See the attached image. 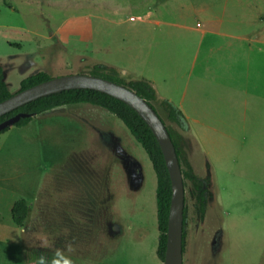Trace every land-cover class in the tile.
<instances>
[{
    "label": "rangeland",
    "instance_id": "1",
    "mask_svg": "<svg viewBox=\"0 0 264 264\" xmlns=\"http://www.w3.org/2000/svg\"><path fill=\"white\" fill-rule=\"evenodd\" d=\"M178 58L193 74L182 128L163 105L181 103ZM0 65L13 94L39 72L96 66L147 81L189 176L184 264H264V0H0ZM156 188L145 151L101 108L13 127L0 135V264H162ZM19 200L33 204L24 235L9 208Z\"/></svg>",
    "mask_w": 264,
    "mask_h": 264
},
{
    "label": "trees",
    "instance_id": "2",
    "mask_svg": "<svg viewBox=\"0 0 264 264\" xmlns=\"http://www.w3.org/2000/svg\"><path fill=\"white\" fill-rule=\"evenodd\" d=\"M80 74L95 76L113 81L117 84L129 88L130 90L136 92L143 99H145L158 113L161 120L164 122L176 147L177 155L181 165V150L177 141L175 140L173 129L166 124L164 118L159 114L158 110L156 109L154 103L158 101L157 94L154 88L147 81L135 80L129 84H126V82H124L122 79L114 77L109 73H106L103 66H96L90 71L81 72ZM51 79H53V77L46 72H39L35 75L29 76L21 82L20 89L17 93L30 89ZM13 95L14 94L11 93L9 86L5 81L4 69L0 65V103L9 99ZM82 105H92L114 115L125 125L129 134L135 139V141L142 147V149L147 154L157 178L156 204L159 239L156 253L160 262L164 264L167 250L169 212L172 200L171 180L159 143L157 142V139L155 138L149 126L138 115L137 112H135L123 102L106 94L91 90H71L41 98L37 101L29 103L24 107L19 108L18 110H15L14 112H11L0 118V124L5 122L6 120L17 116L18 114H26L28 115V117L21 119L15 125V127L17 128H23L28 126L32 122V120L37 116H41L53 110H57L64 107L76 108ZM163 105L167 111L169 121L172 124H176L180 128H182L184 123L186 122L182 112L166 100L163 102ZM10 129L11 128H8L5 131L1 132L0 135L8 132ZM181 170L184 179V186H186V179L189 176L187 173L184 172L182 166ZM29 215L30 207L25 200H19L14 204L12 208V220L15 225H17L19 228H25ZM186 220L187 209L185 206L183 246L184 255L186 253Z\"/></svg>",
    "mask_w": 264,
    "mask_h": 264
},
{
    "label": "water",
    "instance_id": "3",
    "mask_svg": "<svg viewBox=\"0 0 264 264\" xmlns=\"http://www.w3.org/2000/svg\"><path fill=\"white\" fill-rule=\"evenodd\" d=\"M71 90H91L113 97L138 113L153 132L164 156L171 180L172 200L169 212L167 250L164 264H184L185 186L180 161L173 140L158 113L136 92L103 78L74 74L53 78L30 89L14 94L0 103V118L25 105L51 95ZM26 114L0 124V133L13 128Z\"/></svg>",
    "mask_w": 264,
    "mask_h": 264
},
{
    "label": "crops",
    "instance_id": "4",
    "mask_svg": "<svg viewBox=\"0 0 264 264\" xmlns=\"http://www.w3.org/2000/svg\"><path fill=\"white\" fill-rule=\"evenodd\" d=\"M170 58V57H169ZM178 60H179V58L178 59H176V61L174 62V63H172L173 64V66H172V69H170L169 71L170 72H172V71H175V73H176V76L179 78V86H180V88H181V91H182V99H181V103H180V105H179V107H176L175 106V104L174 103H172L173 101L171 100V99H169V98H167V99H165L166 101H168V102H170L174 107H176V108H178L181 112H182V114H183V116H184V111H183V107H182V104H183V101L189 96V88H190V86H191V84H192V81H190V80H188L187 82H184V83H181V81H183L184 79H186V78H188V79H191L192 78V75L190 76V78H189V71L188 72H186L185 71V67H183V66H181V65H179L178 64ZM195 67V66H194ZM192 69H194L193 68V66H192ZM195 82L193 83V88H197L198 87V89H199V87L201 86V85H203V83L205 82V80H203L202 81V79L200 78V77H198L196 80H194ZM195 97H196V95L194 96V99H195ZM194 99H193V101H194ZM195 102V101H194ZM40 117V116H39ZM115 137V136H114ZM119 145V147H121V148H119V149H117V153L119 154V156H120V153H122V156H128V157H130V158H132V159H134L135 157L134 156H132L131 154H128L126 151H124V149H123V152H122V141H120V143L118 144ZM118 148V147H117ZM120 160H121V157H120ZM135 161H136V159H134ZM122 161V160H121ZM139 163V162H138ZM140 164V163H139ZM140 166H141V164H140ZM119 167V166H118ZM119 169H120V167H119ZM45 187H46V184H45ZM43 191H42V189L41 190H39V193L41 194ZM40 194H39V196H40ZM38 196V197H39ZM17 202V201H16ZM16 202H14V203H12V204H10L9 206V208H10V212H11V216H12V208H13V206H14V204L16 203ZM29 205V204H28ZM32 206H33V204L32 205H29V207H30V213H31V208H32ZM29 217H30V215H29ZM28 220H29V218H28ZM28 220H27V222H28ZM27 222H26V224H27ZM22 233H23V235L26 233V230H25V228L24 229H22Z\"/></svg>",
    "mask_w": 264,
    "mask_h": 264
},
{
    "label": "flooded vegetation",
    "instance_id": "5",
    "mask_svg": "<svg viewBox=\"0 0 264 264\" xmlns=\"http://www.w3.org/2000/svg\"><path fill=\"white\" fill-rule=\"evenodd\" d=\"M120 157H121V160L123 158L124 166L128 172V175L133 180V182H137L139 179H142V168L140 164L128 156L122 157V153H120ZM202 189L206 190L205 184H203ZM205 196H207V194H205ZM187 224H188V215H187V220H186V244H187Z\"/></svg>",
    "mask_w": 264,
    "mask_h": 264
},
{
    "label": "clouds",
    "instance_id": "6",
    "mask_svg": "<svg viewBox=\"0 0 264 264\" xmlns=\"http://www.w3.org/2000/svg\"><path fill=\"white\" fill-rule=\"evenodd\" d=\"M39 264H46V261L43 257L40 258ZM65 264H67V261H65Z\"/></svg>",
    "mask_w": 264,
    "mask_h": 264
}]
</instances>
